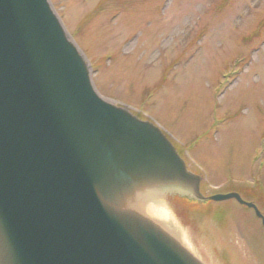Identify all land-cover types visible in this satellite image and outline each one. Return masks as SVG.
Returning <instances> with one entry per match:
<instances>
[{
    "label": "water",
    "instance_id": "95a60500",
    "mask_svg": "<svg viewBox=\"0 0 264 264\" xmlns=\"http://www.w3.org/2000/svg\"><path fill=\"white\" fill-rule=\"evenodd\" d=\"M201 180L159 125L99 93L50 0H0V264H205L150 195L264 215Z\"/></svg>",
    "mask_w": 264,
    "mask_h": 264
},
{
    "label": "rangeland",
    "instance_id": "374dc122",
    "mask_svg": "<svg viewBox=\"0 0 264 264\" xmlns=\"http://www.w3.org/2000/svg\"><path fill=\"white\" fill-rule=\"evenodd\" d=\"M50 1L102 96L155 121L205 195L236 192L264 214V0ZM163 203L203 263L264 264L254 209Z\"/></svg>",
    "mask_w": 264,
    "mask_h": 264
},
{
    "label": "bare ground",
    "instance_id": "6f19581e",
    "mask_svg": "<svg viewBox=\"0 0 264 264\" xmlns=\"http://www.w3.org/2000/svg\"><path fill=\"white\" fill-rule=\"evenodd\" d=\"M149 197L154 198V200L150 202L143 203V207L147 211V213L155 220L161 223V225L166 228L169 232L172 234L178 236L182 243H184V237L180 233L179 227L174 222V220L171 218L170 214L165 208V205L163 203L164 198L150 195ZM150 198V199H151ZM185 247H188L186 243L183 244Z\"/></svg>",
    "mask_w": 264,
    "mask_h": 264
},
{
    "label": "trees",
    "instance_id": "16d2710c",
    "mask_svg": "<svg viewBox=\"0 0 264 264\" xmlns=\"http://www.w3.org/2000/svg\"><path fill=\"white\" fill-rule=\"evenodd\" d=\"M194 203H196V202H194ZM192 209L195 211L196 216L199 217V219L204 218V216H205V214H206V213H205L206 211L203 213V212L201 211V209H198V208H195V209L192 208ZM218 213H220V211H219ZM224 214H225V213H224ZM225 218H226V217H224V218L222 217V221H221L222 223L224 222L223 219L225 220Z\"/></svg>",
    "mask_w": 264,
    "mask_h": 264
},
{
    "label": "flooded vegetation",
    "instance_id": "af4514ba",
    "mask_svg": "<svg viewBox=\"0 0 264 264\" xmlns=\"http://www.w3.org/2000/svg\"><path fill=\"white\" fill-rule=\"evenodd\" d=\"M180 152V151H179ZM181 154H183L182 152H180Z\"/></svg>",
    "mask_w": 264,
    "mask_h": 264
}]
</instances>
